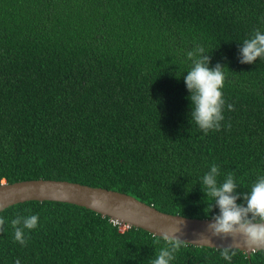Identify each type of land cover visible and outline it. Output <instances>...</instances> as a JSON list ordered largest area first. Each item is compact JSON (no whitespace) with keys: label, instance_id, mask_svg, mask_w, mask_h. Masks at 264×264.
<instances>
[{"label":"trees","instance_id":"1","mask_svg":"<svg viewBox=\"0 0 264 264\" xmlns=\"http://www.w3.org/2000/svg\"><path fill=\"white\" fill-rule=\"evenodd\" d=\"M256 30L264 0H0V183L67 180L213 218L203 177L215 164L246 207L264 176V57L240 63ZM199 47L225 76L224 119L207 133L184 79ZM31 215L22 245L11 221ZM0 218V264H152L166 247L66 202L24 201ZM221 249L184 242L170 264H264V249H235L231 261Z\"/></svg>","mask_w":264,"mask_h":264},{"label":"clouds","instance_id":"2","mask_svg":"<svg viewBox=\"0 0 264 264\" xmlns=\"http://www.w3.org/2000/svg\"><path fill=\"white\" fill-rule=\"evenodd\" d=\"M187 57L193 64L184 78L190 92L188 99L191 101V120L195 121L205 133L211 129L219 130L220 121L224 119L222 107L225 104L221 91L225 80L223 67L217 64L215 68L210 69L209 57L205 55L202 47H199L196 52H188ZM240 57L242 64H251L257 58L264 57V33L256 30L249 39L244 40L240 47ZM233 107L231 104L228 105L229 110H233ZM218 175L219 168L213 164L203 177V192L211 197L219 208V214L214 216L212 222L208 224V231L213 236L221 238L243 236V244L252 251L264 248V176L260 177L252 185L251 190L244 194L245 207L236 203L240 196L235 194L237 185L233 175L229 174L222 183H218ZM100 202V199L93 195L92 203L97 205ZM0 207L3 205L0 204ZM38 220V215L17 216L13 219L11 225L14 229L15 241L25 244V229L36 228ZM4 224L5 219L0 218V230L3 229ZM179 230L177 227L174 232ZM161 237L166 242V247L160 249L152 264H170V261L174 259V253L184 244V241L168 232H164ZM201 238L209 239L203 235ZM220 255L224 260L231 261L236 251L231 246L224 247L220 250ZM15 264H20V260L17 259Z\"/></svg>","mask_w":264,"mask_h":264},{"label":"water","instance_id":"3","mask_svg":"<svg viewBox=\"0 0 264 264\" xmlns=\"http://www.w3.org/2000/svg\"><path fill=\"white\" fill-rule=\"evenodd\" d=\"M93 195L100 199L99 204L92 203ZM29 200L75 204L108 216L112 221L142 228L153 235L161 236L164 232H168L185 243L197 246L213 248L231 246L233 249L245 252L248 258L254 252L243 244V236L235 238L213 236L208 231V224L213 218H193L166 213L121 191L79 182L43 178L0 183V204L3 205L0 211L10 205ZM177 227L180 230L174 232ZM202 235L209 239H202ZM261 249L264 248L257 250Z\"/></svg>","mask_w":264,"mask_h":264},{"label":"built area","instance_id":"4","mask_svg":"<svg viewBox=\"0 0 264 264\" xmlns=\"http://www.w3.org/2000/svg\"><path fill=\"white\" fill-rule=\"evenodd\" d=\"M114 223H118V224H120V222H116V221H113ZM126 226H128V225H126Z\"/></svg>","mask_w":264,"mask_h":264},{"label":"rangeland","instance_id":"5","mask_svg":"<svg viewBox=\"0 0 264 264\" xmlns=\"http://www.w3.org/2000/svg\"><path fill=\"white\" fill-rule=\"evenodd\" d=\"M120 228H121V229H124V227H123V226H121Z\"/></svg>","mask_w":264,"mask_h":264}]
</instances>
